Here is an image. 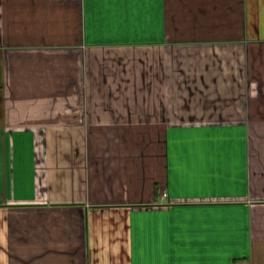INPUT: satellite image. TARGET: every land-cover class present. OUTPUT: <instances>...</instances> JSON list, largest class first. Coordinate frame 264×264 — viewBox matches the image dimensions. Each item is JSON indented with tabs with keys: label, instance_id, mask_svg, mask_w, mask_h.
<instances>
[{
	"label": "crops",
	"instance_id": "crops-1",
	"mask_svg": "<svg viewBox=\"0 0 264 264\" xmlns=\"http://www.w3.org/2000/svg\"><path fill=\"white\" fill-rule=\"evenodd\" d=\"M0 264H264V0H0Z\"/></svg>",
	"mask_w": 264,
	"mask_h": 264
},
{
	"label": "built area",
	"instance_id": "built-area-1",
	"mask_svg": "<svg viewBox=\"0 0 264 264\" xmlns=\"http://www.w3.org/2000/svg\"><path fill=\"white\" fill-rule=\"evenodd\" d=\"M64 1H68V0H64ZM166 197V196H165Z\"/></svg>",
	"mask_w": 264,
	"mask_h": 264
}]
</instances>
